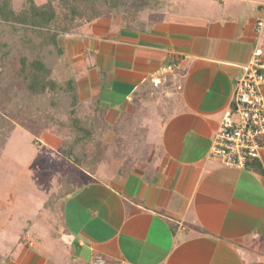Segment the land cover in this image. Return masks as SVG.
Instances as JSON below:
<instances>
[{"label": "crops", "instance_id": "crops-1", "mask_svg": "<svg viewBox=\"0 0 264 264\" xmlns=\"http://www.w3.org/2000/svg\"><path fill=\"white\" fill-rule=\"evenodd\" d=\"M204 1L186 18L181 1L141 29L101 17L62 37L55 71L97 97L106 151L91 171L38 135L70 162L39 206L51 245L31 233L0 264H264V149L245 168L209 155L255 48L264 60V0Z\"/></svg>", "mask_w": 264, "mask_h": 264}, {"label": "trees", "instance_id": "trees-1", "mask_svg": "<svg viewBox=\"0 0 264 264\" xmlns=\"http://www.w3.org/2000/svg\"><path fill=\"white\" fill-rule=\"evenodd\" d=\"M157 2L142 0L141 4ZM133 5L132 0H46L41 5L28 0L27 6L15 11L12 0H0V84L6 85L10 78H19L23 84L16 91L6 89L7 99L0 96V156L6 139L2 123L6 119L1 112H12L58 137L60 152L76 164L91 171L98 166L106 151L99 103L97 97L80 100L73 80L62 86L51 78L62 63L58 35L74 21L86 18L90 22L106 13H124V24L143 27L145 22L135 11L126 15ZM13 62L17 65H11ZM62 193H54L49 201Z\"/></svg>", "mask_w": 264, "mask_h": 264}, {"label": "rangeland", "instance_id": "rangeland-1", "mask_svg": "<svg viewBox=\"0 0 264 264\" xmlns=\"http://www.w3.org/2000/svg\"><path fill=\"white\" fill-rule=\"evenodd\" d=\"M33 1L35 4L41 5L46 0ZM132 1L134 7L131 10H126V15H132V11H135L140 17L150 13V21L157 18L155 13L159 9L161 12L160 10L157 11V15L161 18L167 19L169 15H177L174 12L170 13L166 6L179 8L181 1L186 3L182 7V11H184L179 13L185 18L209 8L208 3L204 0H178L176 4L174 3L175 0H161L160 4L157 2L146 6L141 4L142 0ZM215 1L219 2L218 0ZM27 3L28 0H12V7L15 11H19L27 6ZM163 8L165 11L162 10ZM122 14L106 13L103 17L120 19L124 23ZM86 22H88L86 18H82L81 22L74 21L69 30L61 31L58 35L59 45L62 43L63 36L67 33H73ZM11 65L16 66L17 64L13 62ZM67 77L70 75L58 74L55 70L51 75V78L62 86L72 82V79ZM1 79L0 77V83ZM5 84L4 86L0 84V96L5 97V99L8 98L5 93L7 90L13 87L16 91L17 88L23 86L19 78H14L13 81L10 78ZM74 85L76 88L75 81ZM1 115L6 119V122H2L5 127L3 130L6 131V139L4 151L0 156V219L2 220L0 247L9 254L13 247L21 246V242L18 244L21 237L30 236L31 233H34L35 237H41L45 246H50L52 238L49 234L54 228L51 230L50 223L45 222L48 217V210L39 211V206L48 194L57 187L62 173L70 169V162L48 148L46 142L41 141L38 135L46 132V129L39 123L21 118L12 112H1ZM48 203L52 204V201ZM51 216L52 222L55 223L57 218L53 214ZM29 224L33 226L29 228ZM37 245L35 247H38Z\"/></svg>", "mask_w": 264, "mask_h": 264}, {"label": "built area", "instance_id": "built-area-1", "mask_svg": "<svg viewBox=\"0 0 264 264\" xmlns=\"http://www.w3.org/2000/svg\"><path fill=\"white\" fill-rule=\"evenodd\" d=\"M263 26L264 20H258L256 31L260 33ZM174 66L171 63L167 68ZM263 85L264 60L262 50L257 47L237 80L231 105L224 112L213 135L209 155L225 166L245 168L264 149ZM93 264H104V261L96 258Z\"/></svg>", "mask_w": 264, "mask_h": 264}]
</instances>
